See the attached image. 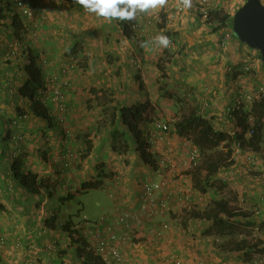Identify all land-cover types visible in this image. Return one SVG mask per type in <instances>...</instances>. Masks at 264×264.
Wrapping results in <instances>:
<instances>
[{
  "label": "crops",
  "instance_id": "obj_1",
  "mask_svg": "<svg viewBox=\"0 0 264 264\" xmlns=\"http://www.w3.org/2000/svg\"><path fill=\"white\" fill-rule=\"evenodd\" d=\"M245 1L231 0L234 11L227 9L229 15L233 16ZM37 4L40 14L34 24L41 38L32 47L38 49L39 54L45 53L52 61L51 71L57 72V60H64L62 53L78 43L80 49L77 59H82L80 64L83 63L84 68H89L82 77L90 74L89 77L93 79L76 81L72 78L71 81L70 77L69 121L74 134L68 144L63 142L56 121L53 120L50 124L30 115L24 121L26 138L15 146L12 141L4 140L6 132L10 134L14 129L10 123L3 124L6 122L0 117V229L7 236L9 244L6 256L0 255V264H23L26 259L36 260L38 263L35 264H83L82 259L77 256L76 248L71 245L68 232L63 228L70 215L75 220V213L69 205H65L62 210V206L59 207L60 199H66L69 193L73 195L71 199H76L82 193V183L96 179L99 173L104 175L100 189L108 188L111 195L115 194L114 213L131 210L143 218L138 229L140 231L136 234L137 244L128 245L123 250L128 261L131 264L143 261V257H139V249H136L141 247V250L147 251L146 258L150 259V264H170L169 255L160 253L149 235L153 228L166 222L168 214L159 219H156L159 215L150 219L151 216L146 213L140 198L142 182L146 179L158 181L161 177L143 160L136 150L134 136L128 133L127 152L116 151L114 145H111L118 156L113 155L109 159L100 156L93 161V155L104 153L105 148L106 157L109 155L114 127L108 122L111 123L113 110L109 109L108 104L102 106V110L91 108V99L95 96L92 97L85 86H91L97 80L100 87L96 88L103 89L101 93L106 92L105 99L113 98L111 105L131 107L150 101L159 106L161 116L165 114L167 117L180 110L170 95L185 96L186 99L193 96L200 100L201 106L208 103L204 110L207 114L203 115L211 119L217 129L231 131L236 125L225 115L224 108L240 92L253 90V81L259 79L264 84V65L260 62L258 53H252L249 46L234 37L222 47L220 42L223 32L212 30L211 25L201 19L194 6L180 12L176 0H168L166 7L158 8L150 14L140 13L136 18L138 26L133 30L134 39L130 46L126 44L128 39L123 35L124 30L119 20L109 21L88 13L74 0H37ZM96 18H102L101 22L95 24ZM5 30L4 32V27L0 26V62L4 61L2 58L9 51L15 49L18 53L20 49L28 48L25 43L17 47L12 33ZM94 34L104 35L106 40L101 37L98 40L89 39ZM157 34L167 35L171 39V45L168 48L152 45L148 50L140 47L141 41L150 40ZM2 62L0 75L5 71L13 87L4 85L0 88V105L7 107L6 113L9 115L14 112L11 105L15 104L29 111L30 101L13 95L14 90L26 80L25 75L16 74V63L5 66ZM249 63L253 67L246 70ZM95 67L99 71L93 70ZM107 90L110 92L107 93ZM107 107L108 111L103 110ZM104 112L109 117L104 116ZM120 118L118 114L117 120ZM117 126L122 127L120 123ZM91 133L94 137L91 136L89 140L87 137ZM130 136L133 138L129 139ZM173 138L174 157L180 161L178 166L181 175L169 180L166 187L172 192L173 198L185 199L190 195L189 190L192 196L197 190L193 188L191 175L182 170V161L186 156V146L181 144L182 137L176 135ZM117 143L119 145V141ZM88 144L92 145L90 151ZM157 147L163 150L166 143L162 142ZM255 153V169L261 172L264 166L259 160L263 151L258 148ZM18 159L23 164L21 171H31L38 175V179L49 177L56 183V187L41 189L38 194L29 192L13 171V163ZM144 164L148 165V170ZM260 172L257 175L242 172L240 177L251 184L250 189L246 190L247 198L250 199L249 211L257 207L264 208V177H261ZM60 211L63 212V218L58 214ZM80 221L75 220L78 225ZM204 226L209 227L205 220L201 221V227ZM79 230L82 231L83 227H79ZM170 231L171 228L160 239H173ZM208 231L210 232V227ZM167 233L169 236H166ZM199 239H211V236L203 235ZM216 239L220 238L217 236ZM133 259L139 261L133 262Z\"/></svg>",
  "mask_w": 264,
  "mask_h": 264
},
{
  "label": "trees",
  "instance_id": "obj_2",
  "mask_svg": "<svg viewBox=\"0 0 264 264\" xmlns=\"http://www.w3.org/2000/svg\"><path fill=\"white\" fill-rule=\"evenodd\" d=\"M262 1L264 2V0ZM217 4L218 6L211 11V20L206 23L211 25L214 31L230 29L233 32V37L241 42L232 28L233 16L225 13L221 9V4ZM27 11L30 12L31 17ZM39 14L40 8L38 7L37 0H0V26L4 27V32L7 29L12 33L13 42L16 43L17 47H21L23 43L27 44L28 47L23 50L20 49L18 53L15 49L9 51V54L2 58L4 61L1 62L5 66L13 62L16 63V74L23 73L26 77V80L14 90V97L30 101L29 112L51 124L54 118L51 110L53 106L50 100L51 95L46 85L45 61L41 56L43 53L39 54V50L32 47V45L36 46L41 38L38 28L34 24ZM139 15L140 13L137 14V19ZM119 24L124 30V37L134 39V29L138 26V20L137 22L136 19L133 21H120ZM31 40L37 43L34 45ZM79 49L78 43H75L67 50L66 55H73L76 58ZM258 55L261 58L260 52ZM44 57L48 58L45 53ZM2 73L0 75V88L2 89L4 85L6 87H13V84L9 81V75L5 71ZM101 91L103 92L104 90L97 89L96 87L91 88V92L96 97L100 96ZM169 97L174 100V104L177 107L181 105L179 109L182 110L181 114L178 115L179 112H176L173 116L175 119L173 132L178 136L191 137L200 153L198 166L188 171V174L192 178L193 188L200 193H207L216 186L214 177L219 173L222 164L221 155L223 152L221 151V147L226 148L228 160L229 156H232L231 147L235 141H241L244 146L257 149L264 140V97L255 101L249 110L246 108L240 111L234 134L226 130L217 129L211 119L203 115L206 112L201 109V105L197 103L196 97L192 99L195 105L189 106L185 105V102L191 100H185V96L170 95ZM0 103L2 104V102ZM148 107L149 105L146 103L131 107L123 104L111 105L109 109L113 110V112L110 124L114 127L113 141L116 151H122V148H119L116 144L119 139H123L122 145L126 146L125 148L128 150L129 144L126 139V133L133 135L137 152L140 153L147 164L156 169V156L146 150L150 143H147L144 139L146 128L143 126L147 127V124L150 123H152V126H155L154 121H156L153 117L149 116L150 111L148 112ZM10 108L14 111L12 115L6 113L7 107L0 105L1 120L6 122L3 124L10 123L13 126L17 122L21 124L23 130L24 122L23 118L20 117L23 113H29L28 110L20 108L16 104L11 105ZM118 114L121 117L120 120H117ZM250 115H253L254 119L249 120ZM118 123L122 126L121 130L117 126ZM251 129H254V133L248 136L247 134ZM4 140H11V132L10 134L8 131L6 132ZM89 146L92 145L88 144ZM172 157H174V154ZM22 166L21 159L16 160L13 163V171L20 183L29 192L38 194L41 189H54L56 187V183L51 181L49 177L38 179V175L31 171H27L26 173L21 171ZM103 176L102 173H99L96 179L83 182L81 192L99 189L104 182L101 179ZM72 197L73 195L69 193L66 199H60L59 207L63 206L68 200H71ZM186 213L188 220H205L209 223L210 232L224 239L219 245L221 250L238 253L242 255L244 261H251L255 256H264V239L253 232V228L255 229L257 224L261 228L264 227V220L261 221L260 218L253 217L251 211L232 208L226 199H214L211 202V206L207 209L198 211L193 208L186 210ZM78 214L79 212L75 213L74 216L76 217ZM241 227L244 228V231L249 229L250 232H253V235L246 236L247 233H244L240 236L239 231ZM63 228L68 232L71 245L76 248L77 256L82 259L83 264H105L102 256L91 243L90 237L79 230V225L76 224L71 215L63 224ZM237 232L238 234H236ZM250 239L256 240L251 241ZM134 240L137 239L135 238Z\"/></svg>",
  "mask_w": 264,
  "mask_h": 264
},
{
  "label": "rangeland",
  "instance_id": "obj_3",
  "mask_svg": "<svg viewBox=\"0 0 264 264\" xmlns=\"http://www.w3.org/2000/svg\"><path fill=\"white\" fill-rule=\"evenodd\" d=\"M219 4H221V9L225 12L228 13L227 11H234V7H231V0H229V2L227 3V0H217ZM223 1V2H222ZM228 9V10H227ZM77 18V17H74ZM102 18L99 19H95L94 23L96 24L98 21L101 22ZM105 20L103 19V22ZM40 35V34H39ZM99 37H101L102 40H106L104 35L101 36H97L96 34L92 35L89 37L95 40H98ZM128 39V38H127ZM33 44H36V41H32ZM126 44H128L129 46L131 44H133L132 39H128L126 40ZM72 47V46H71ZM251 49L252 53L254 52L255 54L259 53V51H257L256 49L253 48H249ZM68 50V49H67ZM66 50V52H67ZM256 51V52H255ZM65 53H62V58L64 60H57V75L59 76V74H63V70L65 69V79L67 80L66 82V86L64 87V90L69 88V82H70V77H71V81L72 78L76 81H79L80 79H84V80H92L93 78L89 77L90 74H88V77H82L84 76L83 73L85 72V70H88L89 68H84L83 63L80 64V62H82V59L78 60L77 57L75 58L73 55L71 56H67ZM260 62H262L260 60ZM249 65L251 66V68L253 67L251 63H249ZM93 70H97L99 71V68H93ZM92 72V71H90ZM160 74L161 71H160ZM163 77L165 78V76L163 75ZM62 78H64V76H62ZM260 82H262L261 80L257 79V81H253V89L254 88H258L260 86ZM84 85V84H82ZM96 85V86H94ZM92 87H100L98 84V81L95 80V84L91 85V86H85L86 90H89L90 93L92 94V97L94 95L93 92H91V88ZM99 89V88H98ZM111 91H114L111 90ZM110 91L107 90V93H109ZM105 93H100L99 97H93L91 99V108L97 109L98 110H102V106H106L107 104L111 106L112 102L111 100L113 98H109V99H105ZM182 93V92H181ZM67 95V100H68V119H69V113H70V107H71V102H70V90L66 92ZM176 95V94H175ZM193 96L189 99H185V100H191L189 102H185V105L189 106V105H195ZM106 100V103L103 104V101ZM174 102V100H173ZM197 103H200V100L197 99ZM146 104L149 105V109L148 112L150 111V117H153L154 119L160 120L163 119V121H169L173 118L172 114L168 115L169 117H167L165 114L161 116V110L159 108V106L153 104L152 102L148 101ZM181 105H178V108H180ZM105 109V111H108V107L107 108H103V110ZM178 115L182 113V110L178 111ZM207 114V113H206ZM104 116H108L105 112L103 114ZM109 117V116H108ZM175 120V119H174ZM110 124V122H108ZM106 123V124H108ZM174 121H171V136H175L176 134L175 132H173L174 130ZM105 124V125H106ZM148 126H143L145 129V133H146V137L149 138H154V135H152L151 133L154 132V126H152V123L147 124ZM102 128V127H101ZM122 129V127H120ZM119 128V129H120ZM73 129V127H72ZM96 129V127L94 128V130ZM120 129V130H121ZM148 132H150V134H148ZM156 134V133H155ZM175 134V135H174ZM87 136V135H86ZM92 133L90 136H88L87 138H91ZM94 137V135L92 136ZM114 137H111L110 139V150L108 152V157H106V153H107V149H104V153L101 152L100 154H98L97 156L93 155V161L96 160L97 158H99L100 156H103V159H109L111 156L113 155H117L118 154L114 153L112 150V146L114 145L113 143V139ZM130 138H133V136H130ZM119 141V145L117 143V145L119 146V148H122L123 152H127V148H125L124 145H122L123 143V139H119L117 140V142ZM160 146L161 141H159L158 143ZM156 145H152V147H154V149H158ZM92 148V146L88 147V150L90 151V149ZM253 148V147H251ZM126 149V150H125ZM254 150H257L255 148H253ZM259 150L263 151V153L261 154V159L259 160L260 164H263L264 166V140L261 143V145H259ZM221 151L223 152L221 155V168L219 169V173L215 175L214 180H215V187L210 189L207 193H200L199 191H195V194L192 196L191 191L189 190L188 193H190L189 197H186L185 199H179L178 197H174L172 198L170 204H169V209L163 213V214H159V217H157L156 219H159L160 216H164L166 213L167 218H165V221L170 225L171 228V233H173L172 238L173 239H152V243H154V245L156 246V248H158L159 252L162 254H166V255H173L176 257H180L184 264H264V256L258 257L255 256L254 260L252 261H244L242 258V255L238 254V253H233V252H226L223 251L219 248L220 243H222V241H224V239H216L217 236L216 234L209 232V227L204 226L201 227V221L198 220H194V219H189L187 217V213L186 210H190V209H197L198 211L207 209L209 206H211V202L214 199H226L230 205V207L235 208V209H242V210H246L249 211L248 207L250 205V199L248 200V196L246 195V190H249L251 187V184L249 182H245L243 179H241V175L242 172L243 173H248L250 174H259V170H256L255 167L257 165V159H256V165H252L250 163H247L245 161V155L239 156V160L237 159H233V156H229L228 160H227V150L225 147H221ZM120 152V151H119ZM103 154V155H102ZM263 155V156H262ZM102 159V160H103ZM241 159V160H240ZM263 159V160H262ZM174 160L176 161L177 158L174 157ZM182 160V159H181ZM143 161V160H142ZM243 161V162H242ZM246 163H245V162ZM144 162V161H143ZM180 162L179 160H177L176 163ZM200 162V160H199ZM179 164V163H178ZM199 164V163H198ZM145 169L148 170L149 167L148 165H145ZM246 167V168H243ZM240 168H242V171L240 170ZM255 169V170H252ZM185 171V170H184ZM247 171V172H245ZM107 190V191H106ZM194 193V192H193ZM185 194V192H184ZM115 194L112 193L110 190L107 189H90L89 191L86 192H82L78 195V197L76 199H71L68 200L63 206H62V210L64 209L65 205H69L71 206L72 212L74 213H78L79 209H81V211L79 212V214L75 217V220H92V221H98V219L102 218V217H111L113 216L114 213V204H115V200L116 198L114 197ZM41 198H43V195H40ZM79 201H81V203H79ZM250 212V211H249ZM119 213V212H118ZM59 216L61 218H63V212L60 211ZM155 216H151L149 217L150 219H153ZM142 219V218H141ZM186 221V223H185ZM142 222V220L140 221V223ZM136 223H133V225H135ZM200 225V226H199ZM195 229V230H194ZM202 229V230H201ZM239 230V229H238ZM264 230V228H263ZM140 231V230H137ZM169 232V233H170ZM240 236H242L244 233H247L246 236H250L253 235V232H250L249 229H247V231H244V228L241 227V230L239 231ZM264 232V231H263ZM167 233L166 236L169 234ZM208 233V234H205ZM238 234V232L236 233ZM203 235L205 236H211V239H199L200 237L203 238ZM169 236V235H168ZM164 237V236H163ZM162 237V238H163ZM189 238V239H186ZM176 238H180V239H176ZM138 239V238H136ZM251 241H255L256 239H250ZM137 242V241H136ZM147 243V242H146ZM137 243H135L136 245ZM168 244V245H167ZM167 245V246H166ZM136 249H139V253L143 257V261L147 262L148 264L150 259L146 258L147 257V251L141 250V247H136ZM141 258V257H140ZM141 260V259H140ZM169 260V258H168ZM139 261L138 259H133V262H137ZM143 261H139L138 263H141Z\"/></svg>",
  "mask_w": 264,
  "mask_h": 264
},
{
  "label": "built area",
  "instance_id": "obj_4",
  "mask_svg": "<svg viewBox=\"0 0 264 264\" xmlns=\"http://www.w3.org/2000/svg\"><path fill=\"white\" fill-rule=\"evenodd\" d=\"M217 0H193V6L196 8V11L201 16V19L204 22L211 20V11L215 9L218 5ZM180 12H183L185 9H178ZM30 15V12L27 11ZM221 36V46L224 47L227 45L229 40L233 37V32L230 29H225L222 31ZM45 61V67H48L50 64L49 59L43 58ZM246 70H251V66H246ZM65 73V69L63 70ZM64 76V75H63ZM67 80L61 78L57 74L46 73V85L48 87V92L51 95L52 103V113L56 117V120L61 124L63 130L62 134L65 137V143L69 141V138L72 134L71 128L67 124V95L64 87ZM64 85V87H63ZM264 97V84L256 89L249 91L240 92L237 97L224 108V113L230 119V121L237 122L240 111L243 109L249 110L252 107L253 103ZM208 103H204L201 106V109L204 111L207 109ZM20 118H27V114L21 115ZM254 119L253 115L249 116V120ZM154 121V132L151 134L154 135V138L146 137L148 143L151 145H159V141L165 142L166 147L163 150L160 147H157V168L155 172L160 175V180L152 181L151 179H146L143 181L141 186L140 198L147 205V211L153 215H159L165 213L169 209V204L172 200V192L167 190V182L171 179L178 178L181 175V169L178 166V163L174 160V138L171 136V121H175L174 117L169 121L157 120ZM233 128L231 131L234 134ZM156 133V134H155ZM254 133V129L249 130L248 136ZM146 134V133H145ZM150 134V132H148ZM175 135V134H174ZM182 143L186 146V156L182 161V170L191 171L198 166L200 153L196 147L193 139L189 136H181ZM24 139V136L15 132L11 136V140L14 143H20ZM150 146V145H149ZM154 148V147H150ZM149 151L155 152V149H150ZM232 158H238L239 156L245 155V160L247 163L256 165V153L255 150L251 147H246L241 141H235L231 147ZM255 170V169H252ZM261 177H264V168L261 170ZM256 175V174H255ZM160 194V196L158 195ZM258 206V205H257ZM254 210V211H253ZM253 217H260V220H264V208L257 207L252 209ZM141 215L135 213L131 210H124L116 218L112 217H102L97 223L89 224V227L86 230V234L90 237L91 243L95 246L97 252L102 256L106 264H128V261L123 253V248L126 245L134 243V237L136 234L135 225H140ZM133 223H136L133 225ZM170 230V225L164 223L160 226L159 229L152 230V239L160 238L164 233ZM264 230H262L259 224L255 227V234L264 239ZM1 244H4V238L0 239ZM170 264H184L183 260L180 257L169 255ZM30 261H27L25 264H29ZM138 264H148L147 262H141ZM261 264V263H260Z\"/></svg>",
  "mask_w": 264,
  "mask_h": 264
},
{
  "label": "clouds",
  "instance_id": "obj_5",
  "mask_svg": "<svg viewBox=\"0 0 264 264\" xmlns=\"http://www.w3.org/2000/svg\"><path fill=\"white\" fill-rule=\"evenodd\" d=\"M74 2L79 4L80 6H82L86 12L94 13V14H96V16L102 17V18H104L106 20H109V21H111V20L133 21V20H135L137 18V14L138 13L150 14L152 11H154V10H156L158 8H164L168 4V0H74ZM176 5H177L178 9H185V10L186 9H191L193 7V0H176ZM171 43H172L171 39L167 35H165V34H157L156 36L152 37L150 40L141 41L140 42V47L145 49V50H148L149 47L152 46V45H155V46H157L159 48H168L171 45ZM41 56L43 58H46V57H44V54L41 55ZM47 59H49V57ZM260 59L262 61V58H260ZM49 61H50L49 66L45 67L46 68V73L57 74V72L51 71L52 61L50 59H49ZM63 75H64V73L60 77L62 78ZM70 86H71V81L69 82V88L65 90L66 92L70 90ZM67 110H68V100H67ZM24 114H27V118L30 115H32L30 112L29 113H23V115ZM66 116H67V124L72 130V134H71V136L69 138V141H70V139L73 138L74 131H73L72 126L70 125V121L68 119V111L66 113ZM53 117H54L53 120L56 121V124L60 128V131H61V134H62L63 128H62L61 124L58 122V120H56V117L54 116V114H53ZM27 118L23 119V122ZM12 128L14 130L11 132V136H12L13 133L19 132V133H21L24 136V139L20 143L24 142V140L26 138V135H25L24 131L22 130L21 124L16 122V124L13 125ZM62 138H63V142L65 143V137H64L63 134H62ZM144 139L148 143V141H147V139L145 137H144ZM10 141H12V140H10ZM69 141L67 143H65V144H68ZM20 143H14L13 142V144L15 146L20 144ZM150 147H152L151 144H150V146H148L146 148V150L149 151L148 148H150ZM150 149H154V148H150ZM157 151L158 150L155 149V152H152V151H149V152L153 153L156 156V159H157V154H158ZM154 171H155V169H154ZM140 192H141V190H140ZM144 205H145L144 208L146 209L145 211H146V213L149 216H158V215H153L149 211H147V205L145 203H144ZM120 214H121V212H119V213L117 212L111 217L112 218H116ZM99 220L100 219H98V221ZM141 220L143 222V218ZM98 221H92V220H89V219H86L84 221L81 220L79 222V227L80 228L83 227L82 232L86 234V230L89 227V224L97 223ZM141 223H140V225H141ZM164 223H167V222H163V224ZM140 225H137V224L135 225L136 234L138 232L137 230L140 228ZM159 228L160 227L153 228L152 230L159 229ZM263 228H262V230H263ZM152 230L150 231V234H149L150 236L152 234ZM253 232L255 233V229L254 228H253ZM136 234H135L134 239L136 238ZM164 235H165V233L163 234V236ZM163 236H161L160 238H162ZM1 237L4 238V244H1V242H0V255L6 256V253L8 252V245H9L8 244V238H7L6 235L3 234V232L0 229V239H1ZM153 239H156V238H153ZM135 243H137L136 240H134L133 244H129V245H134ZM126 246H128V245H126ZM124 248H123V250H124ZM125 257H126V255H125ZM259 257H261V256H259ZM126 259H127V257H126ZM253 260H254V258H253ZM27 261H30L29 264L38 263L34 259H31V260L30 259H26L23 264H25ZM127 261H128V259H127ZM104 263H105V261H104ZM128 264H131V263L128 261ZM132 264H138V262L137 263H132Z\"/></svg>",
  "mask_w": 264,
  "mask_h": 264
},
{
  "label": "water",
  "instance_id": "obj_6",
  "mask_svg": "<svg viewBox=\"0 0 264 264\" xmlns=\"http://www.w3.org/2000/svg\"><path fill=\"white\" fill-rule=\"evenodd\" d=\"M232 28L241 42L260 52L264 65V2L246 0L233 15Z\"/></svg>",
  "mask_w": 264,
  "mask_h": 264
}]
</instances>
